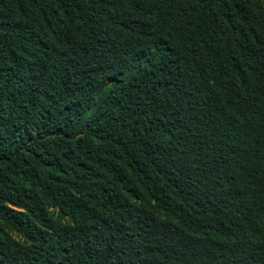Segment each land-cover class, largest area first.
<instances>
[{
  "label": "trees",
  "instance_id": "trees-1",
  "mask_svg": "<svg viewBox=\"0 0 264 264\" xmlns=\"http://www.w3.org/2000/svg\"><path fill=\"white\" fill-rule=\"evenodd\" d=\"M0 264H264V0H0Z\"/></svg>",
  "mask_w": 264,
  "mask_h": 264
}]
</instances>
